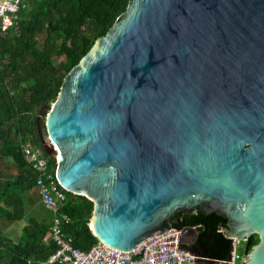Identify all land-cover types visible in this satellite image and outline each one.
Segmentation results:
<instances>
[{
  "label": "water",
  "instance_id": "1",
  "mask_svg": "<svg viewBox=\"0 0 264 264\" xmlns=\"http://www.w3.org/2000/svg\"><path fill=\"white\" fill-rule=\"evenodd\" d=\"M44 107L41 147L97 240L130 250L218 214L258 237L241 264H264V0H129Z\"/></svg>",
  "mask_w": 264,
  "mask_h": 264
},
{
  "label": "trees",
  "instance_id": "2",
  "mask_svg": "<svg viewBox=\"0 0 264 264\" xmlns=\"http://www.w3.org/2000/svg\"><path fill=\"white\" fill-rule=\"evenodd\" d=\"M128 2L18 0L10 26L5 31L0 27V264H47L57 247L50 232L51 216L40 217L47 209L38 195L37 173L26 163L24 150L26 146L42 148L40 111L55 101L65 75L106 35ZM39 121L41 128L45 120ZM42 157L54 179L56 160L45 152ZM58 187L66 193L61 212L69 216L61 229L74 247L88 250L97 241L88 226L93 202ZM179 219L182 227H196L192 246L199 244L203 255L229 256L231 240L221 231L220 215L183 213ZM11 223L22 224L15 237L5 232ZM257 242V235L251 234L247 249Z\"/></svg>",
  "mask_w": 264,
  "mask_h": 264
},
{
  "label": "built area",
  "instance_id": "3",
  "mask_svg": "<svg viewBox=\"0 0 264 264\" xmlns=\"http://www.w3.org/2000/svg\"><path fill=\"white\" fill-rule=\"evenodd\" d=\"M18 10V0L0 2V27L6 30ZM47 142L52 144L47 138ZM43 148L26 146L24 159L37 173L36 187L43 205L51 212V237L57 247L46 260L47 264H241L251 249H247V239L228 237L231 240L230 254L225 259H212L193 253L180 245L183 232L179 228H169L158 235H152L130 250H116L97 240L88 250L72 245V238L61 229V222H68L69 216L61 212L66 193L53 179L46 160L42 157ZM55 175V173H54ZM58 184V185H57ZM63 188V187H62ZM64 189V188H63Z\"/></svg>",
  "mask_w": 264,
  "mask_h": 264
},
{
  "label": "crops",
  "instance_id": "4",
  "mask_svg": "<svg viewBox=\"0 0 264 264\" xmlns=\"http://www.w3.org/2000/svg\"><path fill=\"white\" fill-rule=\"evenodd\" d=\"M36 188H34V192H36ZM47 209V208H46ZM50 216H51V212L47 209L46 211H44L41 215H40V217L41 218H50ZM51 218H52V216H51ZM21 225L22 224H20V223H11L9 226L7 225L6 226V228L7 229H5V232L7 231V232H9V234H10V236L11 237H15V235H18L19 234V229H20V227H21ZM15 231V234L13 233L14 231ZM14 235V236H13ZM183 244L185 245V246H192V244H194L195 243V238H196V235H194L193 237H192V239H191V237L185 232L184 234H183ZM189 242V243H188Z\"/></svg>",
  "mask_w": 264,
  "mask_h": 264
},
{
  "label": "rangeland",
  "instance_id": "5",
  "mask_svg": "<svg viewBox=\"0 0 264 264\" xmlns=\"http://www.w3.org/2000/svg\"><path fill=\"white\" fill-rule=\"evenodd\" d=\"M0 2H2V0H0ZM46 114H47V109H44L42 112H41V115H40V120H45V117H46ZM45 122V121H44ZM41 133L43 135V137H45V139H47V135H46V130H45V127L42 125L41 126ZM11 168H13V170L15 169V166H11ZM9 171H10V168H9ZM14 231V230H13ZM9 233V232H8ZM15 234V231L13 232ZM186 233L191 237L195 235V230L194 229H187ZM189 243V242H188Z\"/></svg>",
  "mask_w": 264,
  "mask_h": 264
},
{
  "label": "flooded vegetation",
  "instance_id": "6",
  "mask_svg": "<svg viewBox=\"0 0 264 264\" xmlns=\"http://www.w3.org/2000/svg\"><path fill=\"white\" fill-rule=\"evenodd\" d=\"M191 229H194L195 230V232H197V229H196V227L195 226H192L191 227ZM196 235V234H195ZM196 237H197V235H196Z\"/></svg>",
  "mask_w": 264,
  "mask_h": 264
},
{
  "label": "bare ground",
  "instance_id": "7",
  "mask_svg": "<svg viewBox=\"0 0 264 264\" xmlns=\"http://www.w3.org/2000/svg\"><path fill=\"white\" fill-rule=\"evenodd\" d=\"M59 156V155H58Z\"/></svg>",
  "mask_w": 264,
  "mask_h": 264
}]
</instances>
